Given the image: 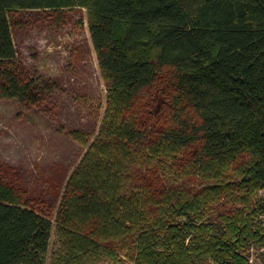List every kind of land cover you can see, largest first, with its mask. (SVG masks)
Returning a JSON list of instances; mask_svg holds the SVG:
<instances>
[{"label": "trees", "instance_id": "16d2710c", "mask_svg": "<svg viewBox=\"0 0 264 264\" xmlns=\"http://www.w3.org/2000/svg\"><path fill=\"white\" fill-rule=\"evenodd\" d=\"M82 7L107 90L67 177L52 264H250L264 245V0H0V99L45 104L17 13ZM0 166V264H47L53 222Z\"/></svg>", "mask_w": 264, "mask_h": 264}, {"label": "rangeland", "instance_id": "374dc122", "mask_svg": "<svg viewBox=\"0 0 264 264\" xmlns=\"http://www.w3.org/2000/svg\"><path fill=\"white\" fill-rule=\"evenodd\" d=\"M13 38L26 68L49 82L42 108L0 99V166L26 199L53 222L47 264L58 248L55 219L67 177L96 136L106 107V84L93 47L85 8L16 14ZM264 197V189L260 191ZM264 222V214L260 216ZM250 264H264V245L252 242Z\"/></svg>", "mask_w": 264, "mask_h": 264}]
</instances>
